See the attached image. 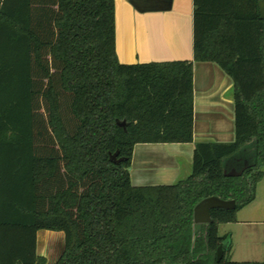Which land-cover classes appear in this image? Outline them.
I'll return each mask as SVG.
<instances>
[{
    "label": "trees",
    "instance_id": "16d2710c",
    "mask_svg": "<svg viewBox=\"0 0 264 264\" xmlns=\"http://www.w3.org/2000/svg\"><path fill=\"white\" fill-rule=\"evenodd\" d=\"M115 1L0 2V264H45L41 231L65 234L56 264H264L231 261L220 235L264 177L262 0H194V61L135 65L116 52ZM195 63L234 82L232 143H195ZM163 144H195L191 175L135 187L136 147ZM213 196L236 208L196 224Z\"/></svg>",
    "mask_w": 264,
    "mask_h": 264
},
{
    "label": "crops",
    "instance_id": "0c3cea01",
    "mask_svg": "<svg viewBox=\"0 0 264 264\" xmlns=\"http://www.w3.org/2000/svg\"><path fill=\"white\" fill-rule=\"evenodd\" d=\"M194 9V0H116L121 63L194 61ZM221 70L217 64L195 63V143L235 141L234 82ZM184 151L165 165L139 150L135 183L142 187L181 181L183 173L192 169L187 157L193 156L192 149ZM237 219L230 224L241 228L243 246L251 247L237 246L235 232L227 231L225 236L232 242L231 261L264 262V177L257 186L255 200L238 212Z\"/></svg>",
    "mask_w": 264,
    "mask_h": 264
},
{
    "label": "water",
    "instance_id": "95a60500",
    "mask_svg": "<svg viewBox=\"0 0 264 264\" xmlns=\"http://www.w3.org/2000/svg\"><path fill=\"white\" fill-rule=\"evenodd\" d=\"M115 8H116V1H115ZM260 14H261V19L264 20V0H262L260 2ZM116 52H117L118 58L120 60L122 54L120 53V50H118L117 21H116ZM120 63H121V60H120ZM121 64H123V63H121ZM124 65H127V64H124ZM222 72H224V71H222ZM118 125L120 127H125L126 126V121H123L122 123L119 122ZM172 147H173V149L170 151L169 148H172ZM155 148H158L159 151L156 152L154 150ZM187 148L188 149L189 148L192 149L191 155H193L194 149H195V145L192 146V144H185V145H178V144L164 145L163 144V145H139V146H137L136 149H135V153H134V157H133V161H132L133 169L131 171V176H132L133 185L135 187H139L135 183V177H136L135 169H136V162H137L139 150H141V149L144 150L145 154L147 156L151 157L154 161L163 162L166 165L169 161H171V159L175 160V155L183 154L185 152L184 150L187 149ZM119 155H120L119 151H117L115 154L111 155L112 161L114 163H116V164H120V163H122L123 161L126 160V158H119ZM187 157L192 162V157L193 156L192 157L191 156H187ZM246 168L247 167H244V169H242L239 172L236 169H233L229 173L225 172V174H226L227 177L241 176V175H243V173H244ZM173 184H175L174 181L171 182V183H164V184L157 183V184H152V185H147V186H142V187L170 186V185H173ZM235 208H236V201L235 200L226 201V200H223V199H221L219 197H216V196L206 198V199L202 200L195 207V209H194V222L196 224H211L213 222L212 214H211V212L213 210H216V209L233 210ZM41 232H45V233H48V234H61L65 238V234L63 232H53V231H41ZM38 244H39V242H38ZM224 253H225L224 247L220 246L219 249H218V252H217V260H218V262L222 261V259L224 258ZM38 255L40 256L39 253H38ZM54 264H56V263H54Z\"/></svg>",
    "mask_w": 264,
    "mask_h": 264
},
{
    "label": "rangeland",
    "instance_id": "374dc122",
    "mask_svg": "<svg viewBox=\"0 0 264 264\" xmlns=\"http://www.w3.org/2000/svg\"><path fill=\"white\" fill-rule=\"evenodd\" d=\"M252 155V154H251ZM250 156V155H249ZM191 172V167L188 168ZM183 173L181 179L184 180L185 178L189 177L191 173ZM232 230L235 232V239L236 245L240 246L242 249L250 248L249 246H243V232L239 226L235 224H222L220 225V235L225 236L227 231ZM38 253L42 258L46 259L45 264H54L58 258L61 256L65 246V238L61 234H48L45 232H40L38 235ZM232 243V242H231ZM232 245V244H231ZM231 260L230 254L227 256ZM236 258L237 254L235 255ZM243 258H253V257H243Z\"/></svg>",
    "mask_w": 264,
    "mask_h": 264
},
{
    "label": "bare ground",
    "instance_id": "6f19581e",
    "mask_svg": "<svg viewBox=\"0 0 264 264\" xmlns=\"http://www.w3.org/2000/svg\"><path fill=\"white\" fill-rule=\"evenodd\" d=\"M197 75H198V71H197ZM169 149H170V151H171V150L173 149V147H172V148H169ZM154 150H155L156 152L159 151L158 148H155Z\"/></svg>",
    "mask_w": 264,
    "mask_h": 264
},
{
    "label": "flooded vegetation",
    "instance_id": "af4514ba",
    "mask_svg": "<svg viewBox=\"0 0 264 264\" xmlns=\"http://www.w3.org/2000/svg\"><path fill=\"white\" fill-rule=\"evenodd\" d=\"M62 255V254H61ZM60 258V257H59ZM56 263V262H55Z\"/></svg>",
    "mask_w": 264,
    "mask_h": 264
}]
</instances>
